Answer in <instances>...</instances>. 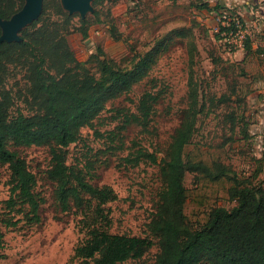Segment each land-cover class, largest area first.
Masks as SVG:
<instances>
[{
    "label": "trees",
    "instance_id": "16d2710c",
    "mask_svg": "<svg viewBox=\"0 0 264 264\" xmlns=\"http://www.w3.org/2000/svg\"><path fill=\"white\" fill-rule=\"evenodd\" d=\"M112 1L93 0L91 18L94 22L102 23L101 9ZM23 5L24 0H0V20H9ZM195 7L215 20L223 13L236 14L235 9H227L220 3L201 1ZM236 15L244 24L245 20ZM89 20L67 14L59 0H44L39 19L20 32V42L0 43V78L5 75L7 65L22 69L26 83L24 103L30 112L18 111L11 116L13 96L10 90L0 86V166H5L9 172V196L3 202L4 212L0 215V248L4 245L1 225L10 229L23 220L27 224L40 222L38 211L43 198L35 192L36 177L26 160L10 149V146H34L49 149L46 177L54 185L53 198L57 207L62 213L75 209L79 216L76 227L81 237L68 264L139 262L154 245L157 247L154 264H264V183L254 184L248 178L240 180L231 167L221 162L207 167L201 162L191 164L184 160V150L194 135L198 115L206 110L204 96L199 94L192 77L188 81L187 103L181 122L161 161L162 186L156 212L147 225L156 243L149 237L110 233L111 213L106 206L116 201L117 195L109 186L91 183L98 154L85 155L84 165L80 166L78 161L68 165L66 149L80 141L81 129L92 126L109 101L127 94L134 84L148 75L162 44L160 42L145 54H135L130 67H119L101 59L104 53L100 48L87 62L80 63L68 37L78 34L86 38ZM217 29L215 35L219 40L236 31L232 23L227 28L217 24ZM108 32L113 40H119L120 34L111 22ZM243 55V60L235 67H241L252 55L264 61V47L253 49L252 40L247 37ZM220 61V58L213 60ZM90 63L94 64V72L87 67ZM240 73L247 76L243 68ZM234 92L235 87L232 88ZM158 99V94L145 91L134 104L133 112L116 110L112 119L121 118L120 130L134 124L147 132ZM95 135L103 137L97 131ZM108 138L113 142L108 150H123V140L114 146L112 132ZM122 161L124 165L135 167L141 161L157 164V157L133 141ZM187 173L199 174L210 181L222 178L231 181L228 193L236 205L230 210L213 208L202 226L191 228L183 213ZM17 215L22 217L16 218Z\"/></svg>",
    "mask_w": 264,
    "mask_h": 264
},
{
    "label": "rangeland",
    "instance_id": "374dc122",
    "mask_svg": "<svg viewBox=\"0 0 264 264\" xmlns=\"http://www.w3.org/2000/svg\"><path fill=\"white\" fill-rule=\"evenodd\" d=\"M201 1L220 3L225 7L229 4L231 10L235 5L246 2L113 0L101 9L102 23H96L91 18L93 5L86 11L84 20L90 19L86 38L78 34L68 37L80 63L87 62L100 48L104 53L100 58L119 67H130V60L135 54H145L160 42L162 44L148 75L134 84L127 94L109 101L101 117L92 126L81 129L80 141L66 149L68 165L77 161L80 166L84 165L85 155L98 154L91 183L99 187L109 186L117 195V200L106 206L111 213L110 233L149 237L156 243L147 225L156 212L162 186L161 161L181 122L190 77L199 94L204 96L206 110L198 115L194 135L184 150V160L191 164L201 162L207 167L221 162L231 167L240 180L248 178L254 184L264 183V101L254 94L260 83L250 84L247 76L240 73L242 67H235L243 58V50L234 45L235 37L217 39V21L195 7ZM59 4L61 6V0ZM260 4H263L264 10V2L260 1ZM73 15L82 20L79 13ZM74 22L77 24V19ZM109 22L120 34L117 41L108 32ZM244 28L242 31H246L257 46L259 36H256V28L250 23ZM20 32L17 34L19 38ZM216 58L221 61L213 62ZM87 67L95 71L93 63L87 64ZM246 68L252 77L256 76V66L248 65ZM23 75L19 67L7 65L5 75L0 78V86L10 90L13 96L11 116L18 111L30 113L24 103L26 83ZM145 91L159 95L148 131L143 132L134 124L120 130L121 118L113 120L112 116L116 115V110L133 112L134 104ZM95 131L103 137H97ZM110 132L114 134V146L123 140V150H108L113 146L108 138ZM133 141L139 142L141 148L154 152L157 164L141 161L135 167L124 165L122 159L127 156ZM10 149L26 160L37 180L35 192L43 198V203L38 211V224H27L23 220L16 228L6 229L1 225L4 245L0 248V264H68L81 237L76 227L79 216L75 209L62 213L54 201V185L46 177L50 159L48 147L10 146ZM8 181V169L0 166V215L4 212L3 202L9 196ZM184 186L186 201L183 213L191 228L202 226L213 208L230 210L236 205L228 193L232 182L226 178L210 181L199 174L187 173ZM156 253L154 245L142 260L127 264H154Z\"/></svg>",
    "mask_w": 264,
    "mask_h": 264
},
{
    "label": "water",
    "instance_id": "95a60500",
    "mask_svg": "<svg viewBox=\"0 0 264 264\" xmlns=\"http://www.w3.org/2000/svg\"><path fill=\"white\" fill-rule=\"evenodd\" d=\"M92 2L93 0H61V6L69 15L79 13L84 20ZM42 5L43 0H24L23 7L9 20H0V43L20 42L17 34L38 19Z\"/></svg>",
    "mask_w": 264,
    "mask_h": 264
},
{
    "label": "crops",
    "instance_id": "0c3cea01",
    "mask_svg": "<svg viewBox=\"0 0 264 264\" xmlns=\"http://www.w3.org/2000/svg\"><path fill=\"white\" fill-rule=\"evenodd\" d=\"M249 1L250 0H246V2H241V4H239L238 6L235 5L232 8L235 9L236 14L240 15L245 20L244 24L250 23L252 24V27L256 28L255 33H256V36H259V39H258L259 43L257 46L254 45V41L251 38L253 49H256L258 47L263 48L264 47V24H262V22L264 21V10H263V4H260V1L264 2V0H252L253 2H249ZM228 5L229 4H227L226 6ZM254 19H257V20L253 22ZM242 60L243 58L240 61ZM248 65L256 66V68L258 69L256 76L253 75L252 77V73L248 72L246 68ZM241 67L246 72L247 81L250 84L252 83V85H255V84L260 83V86H258L259 88L255 90L254 94L256 95V98H258L259 100L262 99V101H264V61H262L261 58L255 55H252L246 58V60L241 65Z\"/></svg>",
    "mask_w": 264,
    "mask_h": 264
},
{
    "label": "built area",
    "instance_id": "2783aa9c",
    "mask_svg": "<svg viewBox=\"0 0 264 264\" xmlns=\"http://www.w3.org/2000/svg\"><path fill=\"white\" fill-rule=\"evenodd\" d=\"M227 9H231L230 7L226 6ZM217 24L222 26V27H229L230 24H234L235 27V32L234 34L231 32H229L228 36L225 38H236V41L234 42V45L236 47H238L239 49L243 50V43L246 40L248 36V34L244 31V26L245 24H241L240 20L238 19L236 14H230V13H223L222 15H220L217 19ZM243 30V31H242ZM216 32H218V29L216 30ZM224 36V35H223ZM250 38V37H249ZM233 43V42H232Z\"/></svg>",
    "mask_w": 264,
    "mask_h": 264
}]
</instances>
